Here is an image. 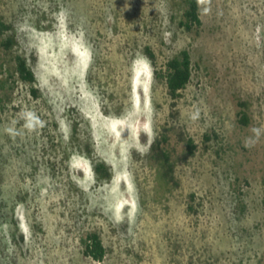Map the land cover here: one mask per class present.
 I'll return each mask as SVG.
<instances>
[{
    "label": "rangeland",
    "instance_id": "rangeland-1",
    "mask_svg": "<svg viewBox=\"0 0 264 264\" xmlns=\"http://www.w3.org/2000/svg\"><path fill=\"white\" fill-rule=\"evenodd\" d=\"M186 1L0 0V264H264V0L198 2L191 32ZM182 50L173 99L155 71Z\"/></svg>",
    "mask_w": 264,
    "mask_h": 264
},
{
    "label": "trees",
    "instance_id": "trees-1",
    "mask_svg": "<svg viewBox=\"0 0 264 264\" xmlns=\"http://www.w3.org/2000/svg\"><path fill=\"white\" fill-rule=\"evenodd\" d=\"M180 24L188 32H191L195 26H201L202 22L199 15L198 0L186 1V8L184 10L183 19ZM9 29L10 26L0 20V33L8 31ZM15 43L16 41L14 37L8 36L6 39L0 42V47L10 50L15 45ZM146 55L150 62L155 65V56L149 48L146 49ZM165 66L164 72L155 71V73L157 74V77L165 81L169 96L173 99H176L179 96L180 91L186 88L192 78V59L189 51L182 50L178 55H175L169 59ZM14 71L21 81L32 85L36 83L35 73L30 67L28 60L24 56H16ZM37 92V89H31V93L34 96L37 95ZM238 114L241 115V121L246 123V114L243 111H239ZM187 148L188 155H193L195 150L193 139H187ZM83 154L89 157L88 154ZM94 170L98 178L101 180L108 181L111 177L109 169L104 163H96L94 165ZM82 244L84 246L83 253L86 257L92 258L95 261H102L105 257L106 248L103 245L101 237L98 233L88 234L82 240Z\"/></svg>",
    "mask_w": 264,
    "mask_h": 264
},
{
    "label": "clouds",
    "instance_id": "clouds-1",
    "mask_svg": "<svg viewBox=\"0 0 264 264\" xmlns=\"http://www.w3.org/2000/svg\"><path fill=\"white\" fill-rule=\"evenodd\" d=\"M198 2L204 3L205 0H198ZM61 15L62 16H65L66 14L65 13H62ZM198 117H199V111L197 110V111H195L192 114V117L191 118L193 120H196V119H198ZM29 120H30V122L28 124V127H30V128L31 127H34L36 125V123H38V121H36L35 117H31L30 116L29 117ZM250 132H251L252 135L249 136V137H246L245 140H244V146L245 147H248V148L255 146V144L259 141L260 137L262 135H264V129H262L260 127H252L250 129Z\"/></svg>",
    "mask_w": 264,
    "mask_h": 264
}]
</instances>
